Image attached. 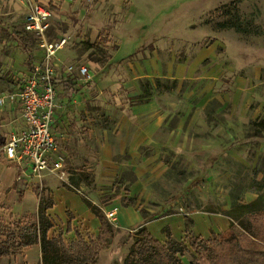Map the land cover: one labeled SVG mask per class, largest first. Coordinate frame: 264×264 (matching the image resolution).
<instances>
[{"label":"rangeland","instance_id":"rangeland-1","mask_svg":"<svg viewBox=\"0 0 264 264\" xmlns=\"http://www.w3.org/2000/svg\"><path fill=\"white\" fill-rule=\"evenodd\" d=\"M33 1L51 8L48 39H67L55 60L75 74L56 86L65 176L36 190L48 195V177L150 220L230 214V230L185 264H214L207 256L228 257L234 245L264 255V214L233 207L258 200L264 210V0H0V97L41 61L39 39L23 28ZM20 128L16 106L0 105L4 167L15 166L4 146ZM17 223L33 224L0 218L10 232ZM110 223L97 264H124L139 229Z\"/></svg>","mask_w":264,"mask_h":264},{"label":"crops","instance_id":"crops-1","mask_svg":"<svg viewBox=\"0 0 264 264\" xmlns=\"http://www.w3.org/2000/svg\"><path fill=\"white\" fill-rule=\"evenodd\" d=\"M43 55L41 57L42 61ZM40 61V62H41ZM39 62H36L37 64ZM34 64V65H35ZM74 73V71H73ZM65 74L63 71H59V76L63 74L68 77H74L75 74ZM77 74L79 72L77 71ZM56 81V86L58 82ZM57 102V99H56ZM58 120V117H57ZM57 121L53 128L57 144L58 133L56 132ZM60 147V146H59ZM20 172L16 166L4 167L0 164V218L4 219L7 224L13 221H32L37 223L38 210H39V196L37 194L38 186L44 185V181L40 180H21L19 181ZM51 176L45 174L44 177ZM45 186L48 190V195L53 199L55 206L48 211V216L51 218L53 228L49 231L48 237L62 236L64 242L75 241L78 235L83 236L87 241L90 237L95 238L100 233L101 223L98 217L94 216L91 209L84 201L86 197L73 192L68 187L61 186L60 183L51 181V178H46ZM88 200L93 205L99 206L98 197ZM101 206V205H100ZM99 206V207H100ZM103 213H109L115 211L117 214L118 226L125 230L132 227L148 229L149 233L154 236L163 244L168 242V233L171 238L177 242L185 243L188 247L186 253L189 257L195 256V252L189 242L191 232L196 238L202 240H210L213 234L223 235L230 230V220L224 216H209L205 213H196L189 215H167L161 218H155L153 220L145 221L141 212L131 208L122 207L118 201H110L109 204L100 207ZM185 216H189L193 222L190 233L188 234L186 228ZM155 224H161L159 228L154 227ZM214 239V237L212 238ZM3 237L0 235V243ZM185 254V255H186ZM42 248L39 245H32L25 249L22 255H16L10 257H1L0 264H41ZM183 256V259L186 256ZM184 262V260H183ZM185 264V262H184Z\"/></svg>","mask_w":264,"mask_h":264},{"label":"built area","instance_id":"built-area-1","mask_svg":"<svg viewBox=\"0 0 264 264\" xmlns=\"http://www.w3.org/2000/svg\"><path fill=\"white\" fill-rule=\"evenodd\" d=\"M52 10L49 5L36 1L24 22V31L39 39L43 50L42 61L35 64L30 76L22 80L13 92L0 97V105L6 103L16 106L20 111L21 128L12 134L4 146L7 161L15 165L21 180H40L45 174H64V160L53 132L57 121L56 81L59 71L72 74L74 68L66 66L61 69L55 57L65 49V37L51 41L48 39L51 28ZM79 74L86 75L87 69L80 67ZM108 220H116V212L106 214Z\"/></svg>","mask_w":264,"mask_h":264},{"label":"trees","instance_id":"trees-1","mask_svg":"<svg viewBox=\"0 0 264 264\" xmlns=\"http://www.w3.org/2000/svg\"><path fill=\"white\" fill-rule=\"evenodd\" d=\"M89 58L93 62H105L109 59L107 55L103 59L96 58L94 53H91ZM71 180H75L71 178ZM87 182V179H84ZM67 187V185H64ZM37 194L39 196V210H38V221L33 224H14L17 232H10L7 228L0 225V235L6 236L7 239L0 243V256L12 257L16 255H22L26 248L32 245H39L42 248L41 264H97L99 254L103 248L107 247L113 237L112 225L108 218L104 215L102 209L93 205L87 199L84 201L87 203L91 209L94 216L98 217L101 223L100 233L95 238L90 237L87 241L83 236L78 235L75 241L66 244L62 236L49 238V231L53 228V223L51 218L48 216V211L53 209L55 203L53 199L45 193V191L40 192L38 189ZM258 200L253 201L250 204H234V209H242L243 212L250 215L264 214V210L257 207ZM231 217L230 214H227ZM186 228L188 234L190 233L191 226L193 224L189 216H185ZM144 220L149 221L150 218L144 215ZM233 222V221H232ZM230 223L232 227L233 223ZM10 233H8V232ZM138 238L133 243L124 264H184L183 256L188 252V247L185 243H180L171 238L168 233L167 244L161 243L155 237H153L148 229L145 227L139 228ZM216 238L208 241L209 244L216 243ZM189 242L195 254L200 253V244L206 243L201 238L194 239L189 234ZM231 243V241L229 242ZM235 250L232 255L226 257V252L221 251L217 254H212L207 256V261L210 263H219L221 260H225V264H239L243 262L244 264H254L256 258V264L263 263L260 262L264 255L260 253H251L239 250L238 245L233 246ZM195 257V256H194ZM251 257L253 260H251ZM250 258V259H249Z\"/></svg>","mask_w":264,"mask_h":264}]
</instances>
